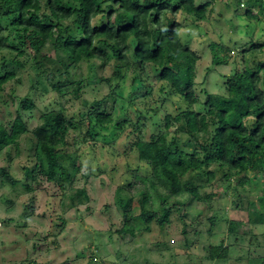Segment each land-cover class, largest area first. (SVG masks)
Segmentation results:
<instances>
[{"label":"clouds","instance_id":"9594fccd","mask_svg":"<svg viewBox=\"0 0 264 264\" xmlns=\"http://www.w3.org/2000/svg\"><path fill=\"white\" fill-rule=\"evenodd\" d=\"M0 264H264V0H0Z\"/></svg>","mask_w":264,"mask_h":264}]
</instances>
